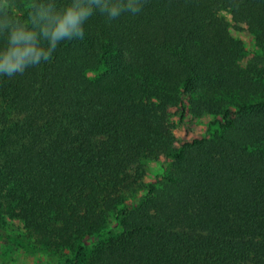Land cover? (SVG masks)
Here are the masks:
<instances>
[{
    "label": "trees",
    "instance_id": "16d2710c",
    "mask_svg": "<svg viewBox=\"0 0 264 264\" xmlns=\"http://www.w3.org/2000/svg\"><path fill=\"white\" fill-rule=\"evenodd\" d=\"M222 11L254 37L244 66ZM44 23L29 26L47 47ZM173 116L215 128L177 147ZM161 159L163 181L145 186L143 162ZM2 216L61 264H264V0L96 12L83 39L0 76Z\"/></svg>",
    "mask_w": 264,
    "mask_h": 264
},
{
    "label": "clouds",
    "instance_id": "9594fccd",
    "mask_svg": "<svg viewBox=\"0 0 264 264\" xmlns=\"http://www.w3.org/2000/svg\"><path fill=\"white\" fill-rule=\"evenodd\" d=\"M143 3L144 0H69L55 12L39 7L34 13L29 11L28 19H20L14 12L16 0H0V38L6 41L0 47V76L22 75L27 68L48 62L60 42L83 39L84 24L96 12L111 22L124 12H140ZM34 6L35 0H28V8ZM38 20L45 22L39 31L47 47L38 38L36 28L29 26Z\"/></svg>",
    "mask_w": 264,
    "mask_h": 264
},
{
    "label": "rangeland",
    "instance_id": "374dc122",
    "mask_svg": "<svg viewBox=\"0 0 264 264\" xmlns=\"http://www.w3.org/2000/svg\"><path fill=\"white\" fill-rule=\"evenodd\" d=\"M220 17L229 23L233 36L241 40L245 46V52L239 60L244 66L255 51L254 37L246 27L233 23L227 11L220 12ZM171 123L177 147L192 139L207 136L215 128L209 125L208 119L180 121L173 116ZM143 163L146 168L143 180L145 186L163 181L169 165L168 160ZM142 194L143 192L136 195L135 199L137 200ZM64 256L63 253H54L41 248L19 221L5 216L0 219V264H61L65 261Z\"/></svg>",
    "mask_w": 264,
    "mask_h": 264
}]
</instances>
